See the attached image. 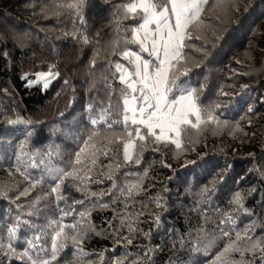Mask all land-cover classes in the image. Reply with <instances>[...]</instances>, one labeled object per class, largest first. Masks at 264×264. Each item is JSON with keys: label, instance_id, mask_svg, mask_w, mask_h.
Listing matches in <instances>:
<instances>
[{"label": "trees", "instance_id": "1", "mask_svg": "<svg viewBox=\"0 0 264 264\" xmlns=\"http://www.w3.org/2000/svg\"><path fill=\"white\" fill-rule=\"evenodd\" d=\"M86 2L87 25L84 27L67 15L45 16L41 9L50 6L52 0H0V183L12 186L9 196L13 198L17 189L23 190L27 186V182L11 168L16 146L27 131H33L31 143L41 150L36 157L38 167L29 172L34 178L42 176L44 180L15 203L0 197V222L6 218L11 222L17 213L16 205L28 207L37 196L41 197L39 216L26 218L37 224L46 222L45 217L51 215L52 197L45 193L49 191V185L69 169L79 150L83 125L88 119V104L91 103L98 112L109 103L108 89L102 84L105 76L115 89L111 103L114 108L119 107L121 85L116 78L118 73L113 75L115 69L107 65L110 60L127 65L121 57L111 55L112 41L116 39L113 5L123 0ZM234 3L239 5V12L230 18L218 20L215 10L206 9V42L194 38L186 51L192 66L188 78L195 87L201 83L205 85L200 93L201 100L206 104L226 103L228 107L221 111L230 121H239L240 129L229 134L228 128L203 126L204 130L198 135L194 131L190 134L194 143L188 147L194 150L179 158H173L171 146H160L156 151L149 145L139 165L121 167L115 173L118 184L123 185L125 172L142 173L148 169L143 191L129 198L127 207L124 197L112 202L118 193L111 190L110 180L103 175L94 176L103 182L91 184V190L98 194L111 190L112 195H103L107 208L96 207L92 211V223L83 243L87 254L84 259L90 264H110L114 256L124 251L122 244L115 243L113 230H118L120 235H129V223L138 227L129 235L133 243L128 251L134 256L143 257L144 248L151 244L154 264H194L197 260L199 264H205L213 258L215 249L204 256L189 251L191 242L202 226L209 231L215 230L223 212L237 215L232 211L235 205L229 204L235 191H241L245 206L251 210L250 215H239L237 227L243 228L253 220L264 219V0H234ZM213 31L221 37L219 41L213 40ZM84 35L88 37L87 44L82 40ZM126 47L136 50L134 45L120 40L117 51ZM202 48L208 51L206 58ZM93 58L95 68L91 65ZM49 65H55L60 75L52 80L48 89L41 84L29 86L28 80L34 78L36 72L47 71ZM92 79L97 81L98 92L96 88L88 87ZM245 84L247 89L241 88ZM224 92L228 95H223ZM245 103L255 111L248 113ZM17 118L31 121V124L9 123ZM112 156L113 153L101 156L98 170L99 165H104L103 171L107 172L106 166ZM41 157H44L42 163ZM117 159L122 161V154H117ZM185 160H197V165L183 168L181 165ZM225 161L232 167L222 171ZM256 167H260L261 172L255 171ZM9 171L13 172L12 176ZM212 175L223 176V183H217L218 191L210 201L198 202L196 190ZM189 186L191 193L186 191ZM73 195L79 197L80 194L73 191ZM157 195L166 201L163 208H157L153 202ZM81 207L76 205L77 210ZM156 215L160 217L158 227ZM125 216L128 219L122 225L121 217ZM72 219L69 216L66 222ZM260 231L258 227L257 234ZM144 232H151L150 241L143 236ZM181 238L185 241L184 248L180 246ZM142 264H149V261L144 259Z\"/></svg>", "mask_w": 264, "mask_h": 264}, {"label": "snow or ice", "instance_id": "2", "mask_svg": "<svg viewBox=\"0 0 264 264\" xmlns=\"http://www.w3.org/2000/svg\"><path fill=\"white\" fill-rule=\"evenodd\" d=\"M105 2L107 3L108 0ZM86 7V0H52V4L45 6L41 11L45 16L74 17V23L86 27L87 21L84 16ZM113 8L115 11L112 12V18L115 23L116 39L112 41L111 55H117L127 61L125 65L110 60L107 65L108 68L115 69L113 75L118 73L116 78L121 85L117 101L119 107L114 108L111 103L115 89L105 76L102 84L108 89L107 107L100 108L96 112L93 105L88 104V119L83 125L79 150L75 152L69 169L54 184L49 185V191L45 193L46 196L52 197L51 215L45 217L44 224H37L26 218L39 216L38 202L41 198L39 196L29 202L28 207L17 204V213L11 222L7 218L0 222V264H15V262L90 264V261L84 259L87 254L83 243L92 223V211L96 207H108V204L103 202V195H112L111 190H115L118 195L113 196L112 202L115 203L119 197H124L127 207L129 198L143 191V182L148 175V169L145 168L142 173L125 172L123 185H119L115 173L121 167L139 165L149 145L156 151L160 150V146H171L174 152L173 158H179L187 151L194 150L188 147L189 144L194 143L190 134L194 131L198 135L204 130L203 126L215 129L228 128L229 134L240 129L239 121H230L221 111V108L228 107L226 103L206 104L201 100L200 93L205 85L201 83L199 87H195L188 78L192 66L186 51L194 38L206 42L208 35L206 9L215 10L218 20L222 17L230 18L234 13L239 12V5L234 3V0H211V2L210 0H123L113 5ZM127 20L134 23L125 25L123 22ZM73 35L75 36L76 33ZM212 36L214 41L221 39L214 31ZM82 40L85 44L89 43L86 35ZM120 40L134 45L136 50L126 47L117 51ZM201 51L206 58L207 49L202 48ZM95 64L93 58L91 61L93 68ZM55 67L49 65L47 71L36 72L34 74L36 79L30 81L29 86L42 81L43 88L48 89L51 81L60 75ZM65 83L67 84L68 81L65 80ZM88 87L96 88L97 92L100 90L95 79L88 83ZM247 87L246 84L241 85L243 89ZM222 94L228 95L227 92ZM244 106L248 113L255 111L247 103ZM9 123L31 124V121H21L17 118V120H9ZM32 136L33 131H27L25 138L19 141L14 152L15 162L11 165L15 173L27 182V186L23 190L17 189V194L13 198L9 196V192L13 190L12 186L8 183H0V197L8 199L11 203H15L21 196H28L36 185L44 182L42 176L34 178L29 172V169L38 167L36 157L41 151L32 145ZM109 153H113V156L112 161L106 166L107 172L103 171L104 165H99L98 170L100 157H107ZM117 154H122V161L117 159ZM250 155L255 154L250 153ZM44 156H47V153ZM43 159L44 157H41V163ZM224 164L222 171L232 167L227 161ZM189 165H197V160H185L181 167L187 168ZM166 166L171 167V165ZM255 171L261 172V168L256 167ZM8 174L12 176L13 172L9 171ZM100 175L112 182L111 190L107 193L98 194L91 190V184L103 182L98 178L94 179V176ZM129 177L134 179H128ZM223 181V176L212 175L207 183L196 190L198 202L210 201L218 191L217 183ZM73 191L79 193V197L74 196ZM186 191L191 193V186ZM153 202L157 208H163L166 204L159 195ZM229 204L235 205L232 211L237 215L223 212L215 230L209 231L203 226L199 228L189 251L208 256L215 249L213 258L205 264H264V219L253 220L243 228H239L237 227L239 215H250L251 210L245 206V197L241 191L232 194ZM76 205L82 206L81 209L77 210ZM69 216L73 219L71 222H66ZM126 219L127 216L121 217L122 225ZM205 219L207 222V218ZM159 221L160 217L156 215L157 227ZM127 227L129 235L138 230L133 223H129ZM258 227L261 229L259 234H257ZM92 231L95 229L92 228ZM113 234L116 237L115 243L122 244L124 251L114 256L110 264H142L144 259L148 260L149 264H154L151 244L144 248L143 257L134 256L128 251V247L133 243L129 235H120L115 229ZM142 234L146 239L151 240V232ZM180 246L185 247L183 238L180 240ZM194 264H199V260Z\"/></svg>", "mask_w": 264, "mask_h": 264}, {"label": "rangeland", "instance_id": "3", "mask_svg": "<svg viewBox=\"0 0 264 264\" xmlns=\"http://www.w3.org/2000/svg\"><path fill=\"white\" fill-rule=\"evenodd\" d=\"M35 79H36V77H34V78H31L30 80H28V84H29V82H30V81H32V80H35ZM51 82H52V81H51ZM35 84H41V85H42V84H43V82L41 81V82H39V83H35ZM32 85H34V84H32Z\"/></svg>", "mask_w": 264, "mask_h": 264}]
</instances>
